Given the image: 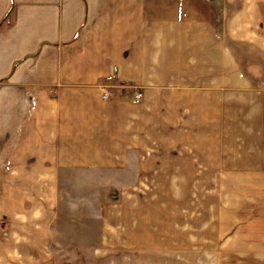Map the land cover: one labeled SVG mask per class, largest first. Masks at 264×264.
<instances>
[{
  "label": "crops",
  "instance_id": "1",
  "mask_svg": "<svg viewBox=\"0 0 264 264\" xmlns=\"http://www.w3.org/2000/svg\"><path fill=\"white\" fill-rule=\"evenodd\" d=\"M231 1L0 0V264L170 261L194 184L264 264V0Z\"/></svg>",
  "mask_w": 264,
  "mask_h": 264
},
{
  "label": "rangeland",
  "instance_id": "2",
  "mask_svg": "<svg viewBox=\"0 0 264 264\" xmlns=\"http://www.w3.org/2000/svg\"><path fill=\"white\" fill-rule=\"evenodd\" d=\"M223 3L224 7L213 6L211 8V15L216 19L219 30L225 28L228 17L236 10L231 0H216L214 4ZM222 18L223 20H220ZM247 51V49H246ZM147 189L152 196L146 194L145 212H146V240L149 235L153 236L154 243L160 244L165 240L168 241V230L166 237H163L165 226L168 229V185L155 184L150 185ZM150 205V207H149ZM206 206V201H205ZM206 208V207H205ZM190 216H178L177 231L175 235V249H173L172 229L170 235V261L163 258L154 264H173L175 257V264H254L243 262L244 257H240L236 246L234 247V240L232 231H216V217L212 215H205L207 209H202V200L200 199V185H193V200L191 208H187ZM209 209V208H208ZM149 210L152 211L153 232L148 229ZM184 213V209H179ZM210 212V210H208ZM166 221H164V219ZM150 233V234H149ZM148 242V241H146ZM175 250V251H174ZM244 251V249H243ZM242 251V252H243ZM175 252V253H173ZM162 260V261H161Z\"/></svg>",
  "mask_w": 264,
  "mask_h": 264
},
{
  "label": "built area",
  "instance_id": "3",
  "mask_svg": "<svg viewBox=\"0 0 264 264\" xmlns=\"http://www.w3.org/2000/svg\"><path fill=\"white\" fill-rule=\"evenodd\" d=\"M107 97V94H103V98H106ZM143 97V93L142 92H136L135 95H134V99H133V102L134 103H139L140 100L142 99Z\"/></svg>",
  "mask_w": 264,
  "mask_h": 264
}]
</instances>
